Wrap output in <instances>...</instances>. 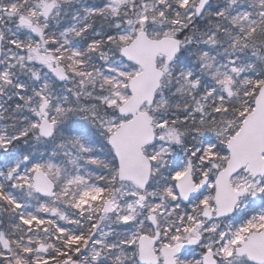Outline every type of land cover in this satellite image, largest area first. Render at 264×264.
Instances as JSON below:
<instances>
[{"label":"snow or ice","instance_id":"1","mask_svg":"<svg viewBox=\"0 0 264 264\" xmlns=\"http://www.w3.org/2000/svg\"><path fill=\"white\" fill-rule=\"evenodd\" d=\"M0 264H264V0H0Z\"/></svg>","mask_w":264,"mask_h":264}]
</instances>
